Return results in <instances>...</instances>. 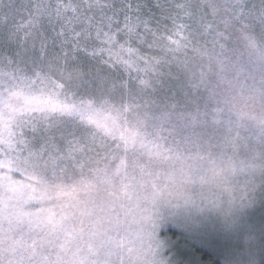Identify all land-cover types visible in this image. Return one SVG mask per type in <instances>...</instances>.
Returning <instances> with one entry per match:
<instances>
[{
	"label": "snow or ice",
	"instance_id": "obj_1",
	"mask_svg": "<svg viewBox=\"0 0 264 264\" xmlns=\"http://www.w3.org/2000/svg\"><path fill=\"white\" fill-rule=\"evenodd\" d=\"M198 8L227 16L233 30L264 35V0H0V113L14 102L24 109L17 146L0 151V176L16 185L25 215L77 239L80 254L41 261L4 248L0 264H209L207 257L211 264H264V173L234 181L232 211L223 219L211 211L216 192H201L191 204L164 194L174 187L170 171L187 166L183 145L192 136L227 129L245 146L258 143L264 160V66L242 80L259 109L253 127L234 117L231 89L175 55L170 45L178 40L162 33L157 54H141L156 43L153 25L167 21L174 31L165 23V32L187 31L192 42L223 49L227 29L213 27L207 12L196 18ZM85 97L119 99L145 115L131 132L114 129L106 146L127 160L118 183L83 177L98 136L89 123L97 113ZM154 153L159 171L151 167ZM7 195L0 185V198ZM98 226L106 228L103 258L87 239Z\"/></svg>",
	"mask_w": 264,
	"mask_h": 264
},
{
	"label": "rangeland",
	"instance_id": "obj_2",
	"mask_svg": "<svg viewBox=\"0 0 264 264\" xmlns=\"http://www.w3.org/2000/svg\"><path fill=\"white\" fill-rule=\"evenodd\" d=\"M84 1H87V4L97 2V0ZM100 2L108 3L109 0H100ZM174 2L215 5L223 0H174ZM205 12H207V20L213 22V27L219 23L220 30L227 29L225 35L228 40L221 41L225 44L223 49L219 44L194 43L187 31L173 36L174 26L167 21V28L172 31L157 32L153 49L141 48V54L149 58L156 55L155 50L161 43L159 38L162 33L172 40H178L179 44L170 45L176 49L175 55L194 65H203V70L213 83H219L221 87L231 89L234 117L242 123L255 127L256 122L253 116L259 109L251 106V99L243 88L242 80L250 70L257 71L264 66V35L258 31L243 28L233 30L231 20L227 16L213 17L211 9H196V18ZM149 40L151 42L153 38L149 37ZM238 78L241 83L233 88ZM85 100L91 101L95 107L97 115L89 123L97 128L98 136L96 151L90 158L83 161V177L92 182L106 179L110 183H118L127 160L122 159V154L115 149L111 152L107 151L106 146L113 142L111 134L114 129L123 128L131 132L144 121L145 115L128 102L122 105L119 99L96 100L94 97H85ZM26 103H32V101ZM23 112L24 109L14 102L5 113H0V146H2L0 151L17 146L19 135L16 121L20 119ZM259 147L258 143L245 146L227 129L210 136L204 134L192 136L183 145L187 153L184 164L187 166L170 171L169 175L174 187L166 190L165 196L173 197V203L179 201L181 204H191L198 201L201 192H216L219 201L211 211L213 215L223 219L232 211L230 201L234 181L243 178L254 179L264 173V160L258 159ZM150 159L151 167L159 171L160 157L154 153ZM80 171L78 168L77 172ZM77 178H80L79 175ZM0 185L8 193L7 196L0 198V249L7 248L11 252L21 254L25 259L36 256L41 261L55 260L57 254L68 261L79 259L77 239L66 236L60 229L53 230L51 225L41 222L35 215H25L15 201L16 185L4 180L2 176H0ZM131 220V216H128L127 221L131 223ZM94 232L95 235H88L87 239L93 245L92 250L98 251L103 258L107 253L100 245L104 241L106 228L98 226Z\"/></svg>",
	"mask_w": 264,
	"mask_h": 264
},
{
	"label": "trees",
	"instance_id": "obj_3",
	"mask_svg": "<svg viewBox=\"0 0 264 264\" xmlns=\"http://www.w3.org/2000/svg\"><path fill=\"white\" fill-rule=\"evenodd\" d=\"M80 3L81 4H84V5H88L87 4V1H84V0H80ZM88 3L89 4H94L92 2H88ZM165 23L167 24V22H162L160 25H155L154 24L153 25L154 26V29L153 30L156 31V32H159V33L163 32L164 31V25H165ZM158 27H160V28H158ZM206 259L208 260L209 264H211V261H212L213 258L207 257Z\"/></svg>",
	"mask_w": 264,
	"mask_h": 264
}]
</instances>
